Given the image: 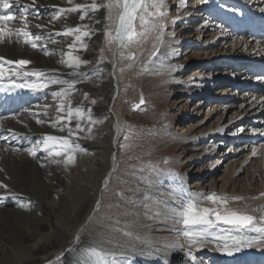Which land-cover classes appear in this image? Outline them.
<instances>
[{
  "label": "bare ground",
  "instance_id": "6f19581e",
  "mask_svg": "<svg viewBox=\"0 0 264 264\" xmlns=\"http://www.w3.org/2000/svg\"><path fill=\"white\" fill-rule=\"evenodd\" d=\"M11 2L14 5L12 10L17 17L24 5H30L29 13H40L41 19L29 16L30 30L34 33L49 30L54 33L63 30L66 24L72 27L89 26L90 37L83 38V43L87 45L86 50L80 49L73 53L82 60L89 61L78 69L86 73L88 78L79 77L83 82L75 85L77 90L70 98L73 108L82 105L85 112L90 108L92 118L97 122L90 124L86 116L81 119L82 126L87 130L84 134H88V128L91 131L88 137L77 136L76 142L82 150L75 153L73 163L68 165L51 163V158H46L47 153L44 151H38L37 158H33L23 149L31 147L32 143L45 134L67 135V130L60 133L47 124L38 125L34 119L27 117L24 109L32 108L35 111V106L38 104H54L50 92L59 90L61 86L52 85L45 92L35 94L28 90L7 93L0 88L1 102L12 109L11 114L6 117L16 114L18 119L23 121L18 123L16 119L9 118L4 121L3 130H0V168L4 170L0 172V182L8 185L11 192L17 194L5 196L0 200V264H50V262L68 264L71 261L77 264V249L82 246L87 247L96 241L109 239L127 249V256L131 259L129 264H180L189 262L186 258V253L189 251L198 258L197 264H264V246L241 247L232 255L217 251L216 243H209L200 249L188 248L186 244L183 248L166 250L163 248V245L173 244L177 239L183 244V238L178 237L174 231L182 229L183 225L172 222V213L169 209L182 210L184 202L189 197L199 196L201 199L197 206L200 208L220 207L203 199L207 195L228 197L225 207L238 214L253 216V223L261 229L256 231L249 226L248 229L242 230L243 235L258 238L264 232V223L260 221V217L264 216V170H262L264 143L258 147L253 146L254 143L251 147L250 144L253 139H257L256 134L264 135L262 134L264 128L230 132L232 126L228 124L233 117L228 123H221L226 111L233 107L226 105L227 107L216 110L220 107V103L232 99L226 89L219 93V97L222 98L220 103H217L218 105L211 103L205 119L194 126V128L205 126L219 115L214 126L211 123L205 132L194 134L187 129L184 131L185 128L181 125L188 113L189 100L183 106L182 98L172 101L176 93L182 95L187 92L188 99L193 100L194 94L196 95L194 100L197 102L194 107H199L208 98L210 89L221 82L218 77L222 75H217L219 74L217 72L210 76L202 74V71H195L194 76L182 77L185 64L190 60L203 61L206 64L205 68L211 66L214 69L218 64H230V67H234L243 63L264 61V43H250L232 33L233 28H239V23L247 16L248 11L264 9V0H208L203 4L200 0H195L194 6H198L197 9L201 6L204 15L189 11L183 13L184 3L181 0H165L164 10L168 13V19L164 21L165 29L161 37L164 43L157 45L159 50L155 57L152 56V44L155 43L156 31L149 32L147 39L140 41L139 44L134 43L128 48H121L116 39V29L122 7L111 9L103 7L109 2L115 4L116 0H73L74 4L96 3L101 7L95 13L89 10L88 16L83 21L79 19L81 13L76 12L70 14L67 20L61 17L53 23H49V14L58 8L70 6L68 0H36L35 5L32 4V0H20L19 5L15 0ZM2 11L0 9V12ZM187 17L204 18L202 24L204 29L200 28L197 38L204 36L206 29V34L209 33L207 37L210 39L204 43L200 41L196 43L204 50L197 53L194 51L195 54L184 56L186 58L182 61L180 59L183 54H178V51L184 41L191 40V37H182L184 31L182 28L186 26L184 19ZM195 18L190 20L193 21ZM214 20L218 23H220L218 20L222 21L230 31L222 32L221 29L225 27H222L221 23L211 30L210 27L214 26L209 22ZM8 23L11 27L18 24L19 19ZM37 23L44 24L45 28L43 30L35 28L34 25ZM180 27L181 29L178 30ZM136 29L142 30L139 21L136 22ZM106 32L110 33V37L105 35ZM54 38L62 41L48 45L49 50H55L54 56H45L41 51L13 42L0 44V57L12 61L26 59L32 62L27 65L29 69H58L63 74L62 78H72L67 75L71 69L57 62L61 50L69 51L68 42L72 38L63 36ZM213 40L221 41L220 44L215 45H219V48L210 52L204 47ZM189 49L190 46H186L187 53ZM130 53L135 55L134 60L122 58ZM150 60L153 63H150ZM160 65H163L164 70L158 73L156 69ZM240 73H226L223 76L226 79L239 76V80L246 82L247 75ZM182 85L187 90L177 91ZM259 85H263V82L259 81ZM84 93H88L87 98L84 97ZM253 96L257 97V101L252 100ZM262 96L264 94L246 93L241 100L236 96L237 98L231 101L233 103L240 100L241 104L238 108L243 111L239 115L240 118L247 113L250 120L261 122L264 121V106L258 100ZM141 97L143 104L140 103ZM150 105L151 110H142L144 107L150 108ZM132 106H135V109L130 111ZM245 118L246 116L243 119ZM139 122L147 125L148 128L159 127V135L147 141V145L159 148L158 153L163 157L171 155L172 166L163 167L146 161L139 164L145 159L142 154L138 156L133 153L134 147L131 142L126 148L130 151H126L122 156V139L125 137L126 127L131 123L132 126ZM75 123L76 121L73 120L69 126L74 128ZM25 124L27 127L24 126ZM131 126L129 130L133 131L135 128ZM240 128L245 130V125ZM8 129L18 134L16 139L12 138V132ZM209 133L211 139L216 141L209 147H204L203 153L197 155V158L209 152L215 154L217 147L222 148L226 142L235 143L240 135L243 136L244 141H248L250 144L248 147L251 149L247 146L240 150L229 148L226 156L234 159L228 163L226 175L222 180H215L208 188L196 189L188 183L191 165L185 164L194 158H187L182 162V156L187 151L183 146L186 143L206 140V135ZM4 136L8 139L5 140ZM12 147L20 148L21 151L13 153ZM254 147L257 151L255 156L252 155ZM245 151L250 154H245L242 161L235 159ZM123 157L124 161H122ZM247 163L251 165L245 167ZM41 164L44 166L41 167ZM214 166L213 170L217 169L218 172L220 162H215ZM141 169L143 171H140ZM173 189L178 190L176 196L170 194ZM0 195H5L4 190H0ZM146 196L151 199L145 200ZM181 196L183 198H180ZM235 197L242 199H233ZM21 203L26 204L27 207H19ZM219 227L232 229L230 225ZM123 232H129L131 236H124ZM230 234L240 233L232 229ZM77 237L79 241L76 240ZM146 244H151L152 247H147ZM220 246H223L222 242ZM69 248L73 251H65ZM57 256L61 258L58 260Z\"/></svg>",
  "mask_w": 264,
  "mask_h": 264
},
{
  "label": "snow or ice",
  "instance_id": "6c2138e0",
  "mask_svg": "<svg viewBox=\"0 0 264 264\" xmlns=\"http://www.w3.org/2000/svg\"><path fill=\"white\" fill-rule=\"evenodd\" d=\"M183 3V0H181ZM208 0H200V3H207ZM15 3L19 5L20 0H15ZM36 0H32V4L35 5ZM68 7L58 8L56 11L49 14V23L58 21L63 17L68 19L72 13L79 12L81 15L79 19L83 21L88 16L89 10L93 13L97 12L100 5L96 3L92 4H74L73 0H68ZM14 7L11 0H0V44L16 43L23 44L34 50L41 51L45 56H54L55 50H49V44L62 43L57 41L54 37L63 36L65 38L71 37L68 42V52L61 50L58 63L71 71L67 74L69 79L62 78V73L58 69H36L27 68V65L32 62L26 59H19L16 61L7 60L4 57H0V88L7 93H12L16 90H28L32 93H43L45 90L51 88L52 85L61 86L59 90H51L50 95L55 102L54 104H38L35 106V111L32 108L24 109V113L27 117L34 119L38 125L47 124L57 132L63 133L67 130V135H53L45 134L42 138L32 143L31 147L23 149L27 155L37 158L38 151H44L47 153L46 158H51L50 162L65 165L71 164L75 160V153L81 151L80 145L76 142L77 134L85 131V128L81 124V119L85 116L90 124H94L97 121L93 120L91 109H85L82 105L72 107L71 95L77 89L75 85L82 83L83 81L79 77H87L86 73L78 71L82 64H88L89 61L82 60L78 55H74V52H78L80 49L87 48V45L83 43L84 37H90V29L88 25H77L75 27L68 26L67 24L61 31H41L32 32L30 30L31 21L29 16L31 15L35 19H41L39 12L29 13L28 9L30 5H24L19 10V17L14 12L8 11ZM107 7L111 9L113 7L121 8L122 12L119 15V24L116 29V39H118L121 48H128L132 44H139L140 41L147 39L149 32L156 31L155 43L152 44V56L155 57L158 52L157 45L163 44L164 41L161 38L164 34L165 23L168 19V13L164 10L166 8L165 0H116L113 4L109 2ZM152 9V11H150ZM264 11V9H261ZM19 19V23L13 26H9V21H15ZM139 21L141 31H137L136 22ZM99 23V21H97ZM37 29H44L45 25L37 23L34 25ZM223 32L224 29H221ZM110 37V33H105ZM127 59H135L134 54H129ZM153 63V61H149ZM14 66V67H13ZM147 70V69H145ZM157 72L164 70L163 65H160ZM15 77V79H13ZM87 98L88 93L83 94ZM253 101H257V97H252ZM143 98L141 97L140 103L143 104ZM258 102L264 106V96L260 97ZM95 103V101H92ZM138 107V105L136 106ZM52 111H49V110ZM24 113H21L23 115ZM16 119L18 123H23L18 119V116L14 114L12 117L0 116V130H3L4 121L7 119ZM73 120L76 121L75 127H70ZM65 121L67 123H65ZM27 127V124L24 125ZM8 131L12 132L11 129ZM90 132L91 129L88 128ZM222 131V129H221ZM239 132H243V128L238 129ZM264 134V133H262ZM17 133L12 132V138L16 139ZM5 140L7 136L3 137ZM129 137L125 136L127 140ZM264 147V145H262ZM8 150L7 148L5 149ZM13 153L20 152V148L12 147ZM252 155H257L256 148L252 150ZM62 157V159H56ZM167 163V161H165ZM44 165L41 164V167ZM4 170L0 168V172ZM140 171H143L141 169ZM107 184V181H105ZM0 190H4L5 195H0V200L5 196H15L14 192H11L8 185L0 182ZM178 190L173 189V196L177 195ZM180 198H183L182 196ZM151 199L145 197V200ZM200 197H189L182 206V210L176 208H170L172 213V222L182 224V229L174 230L178 237L183 238V244L177 239L173 244H165L163 248L170 249L175 247L183 248L184 244L188 248L200 249L209 243H216V250L232 255L234 251H239L241 247H261L264 246V232L258 238H249L243 235L242 230L248 229L249 226L253 230L261 231L253 223L254 217L251 215H242L225 207L229 198L223 196H217L215 194L207 195L203 199L207 200L213 205H219L220 207H198L197 203L200 201ZM233 199L240 200L241 197H235ZM99 203V202H98ZM159 203V201H157ZM19 207L26 208V204H19ZM255 211V209H254ZM159 213H157L158 215ZM151 218V217H150ZM260 221L264 223V216L260 217ZM220 225H230L232 229L239 232V235H231L232 229L219 227ZM116 231H121L116 229ZM124 236H131L129 232H123ZM79 241V237L76 238ZM222 242L223 246H220ZM147 247H152L151 244H146ZM159 250V249H158ZM67 252H72L73 249H65ZM78 259L77 264H128L127 249L123 248L117 242L109 239L107 241H96L87 247H80L77 249ZM63 253H61V256ZM61 256H57L59 260ZM186 258L189 264H197L198 258L192 254V252L186 253ZM51 264V262H50Z\"/></svg>",
  "mask_w": 264,
  "mask_h": 264
},
{
  "label": "rangeland",
  "instance_id": "374dc122",
  "mask_svg": "<svg viewBox=\"0 0 264 264\" xmlns=\"http://www.w3.org/2000/svg\"><path fill=\"white\" fill-rule=\"evenodd\" d=\"M183 3H184V8L182 9L183 13L189 11V13L195 12L194 14H200V13L203 12V8L201 6H199V9H197L198 6H194L195 0H183ZM193 6H194V8L192 9ZM172 11H174V10H172ZM202 15H204V13H202ZM192 18H195V17H192ZM192 18L191 17H187L186 19H184V23H185L186 26L184 28H182V30H184V31H182V37H184V36L186 38H190L191 37V40L184 41L182 48L178 51V54L179 53L183 54V56L181 55L182 57L180 56L181 57L180 60H182V61H184L186 57L191 56L192 54H195V53H197L199 51L204 50V49H201L202 47L198 46L196 43H198L199 41L204 43L205 41H209V39H210L209 37H207L209 35V33L206 34V29H205L204 36H201L200 38H197V33L200 30V28L204 29V27H202V24L204 22L203 21L204 18L199 17V18H195V19H193V21H191L190 19H192ZM211 20H212V18H211ZM218 21L222 24V27H225L224 28L225 32L230 31V30L227 29L228 27L225 24H223L222 21H220V20H218ZM220 23H218L217 20L210 21L209 24L211 26H214L212 28L210 27V29L214 30L215 28H217L215 26L220 25ZM179 29H181V27L178 28V30ZM220 41L221 40H216V41L213 40L212 43L206 44V46L204 48L206 50H209L210 52L214 51V50L219 48V45H217V46H215V45H216V43L220 44L219 43ZM185 42H187V43H185ZM188 45L190 46V49L188 51V53L191 52L190 54H188L187 51H186V46H188ZM194 51H195V53H193ZM184 56H186V57H184ZM242 60H244V59H242ZM244 61L245 62H249V60H244ZM252 61H254V60H252ZM205 66H206V64L203 63V61L196 62L194 60H190L189 63L185 64V70L182 73V77L185 78L187 76H194L195 71L196 72L197 71H202V74H209L210 76L213 75V73L214 74L219 73L217 75L221 74L222 76L224 74H226V73H231V74L237 73V72L233 73L231 71V70H233L232 68H228L231 72L226 70V69H224L225 68L224 64H222V65L218 64L217 68H221V69H218V70H217V68L214 69L211 66L205 68ZM226 68H227V66H226ZM229 76H233V75L229 74ZM224 78H226V77H224ZM218 79H221V78H218ZM235 79H236V76H233L232 78L227 79V80L231 81V83H232ZM233 85L234 84H232L231 86H226L227 88L226 87H222V88L218 87L219 89L211 88L210 91H209L210 100H206V101L204 100L199 105V107H194L195 102H197V101L194 100L195 96H196L195 94H194L193 100H191L192 98L188 99L189 94L187 92L182 93V95L176 93L174 95V97H173L174 100L172 99V101H178L176 99L182 98V106H183L185 104V102L189 100L188 113L183 118L182 125H181L182 128H185L184 131H186V129H187V130H190V133H194L195 134V133H198V132H205V130L211 125V123H213L212 126H214V122L218 118L219 115L215 116V119L213 121H211V122H208L205 126H196L194 128V126L198 122H200V121L205 119L206 114L208 113V110H209L210 106L212 105L211 103H213L215 105H218L216 102H214V101L210 102V101H211V98L212 99L213 98H221V97H219V93L223 89H226V92L229 94V97L232 98V99H228V100H225V102L220 103V107L218 109L216 108V110H219L220 108L227 107L226 105H228V106L233 105V107L231 109H228L226 111L225 116H224V118L222 119V122H221V123H224V124L228 123L229 120L233 117L232 121L228 124V126H232L231 129L229 130L230 132L231 131H237L243 125H245V130L244 131H248L249 128H250L249 122L250 123L252 122V123H255V124L263 123L264 121L259 122L258 120H256V121L250 120L248 118V115H246L247 113L242 115L241 118H240L239 115L241 113H243V111L239 110L238 107L241 104L240 100L242 99V96H244L247 92L246 91H237V90H235V88H232ZM136 86L137 85H135V88H136ZM180 89H182V91L187 90V88H185V86H183V85H182V88L178 87L177 91L180 90ZM223 94H225V92ZM236 96L240 97L239 98L240 100H237L236 102L232 103L231 100L237 98ZM149 100H151V99L149 98ZM183 100H185V101H183ZM134 109H135V106H132V109H130V111L134 110ZM151 109H152V106L150 105V108L149 107H147V108L144 107V109H142V110H151ZM137 113H138V111L136 112V114ZM218 113H220V111ZM245 116H246V118L243 119ZM137 117H138V115H137ZM142 118H143V116H142ZM235 121H236V123H235ZM131 124H129V126H131ZM263 124H261V125H263ZM129 126L127 125L126 130H125V136H127L129 138L127 140H125L124 138L122 139V142H123V144H122V156L126 153V151H130V150L126 149V148L129 147V144L131 142V143H133V147H134V152L133 153H136L138 156H141V154H142V156L144 157L143 159H145L144 161L139 162V164L145 163V161H146L148 163L161 165L163 167L172 166V156L171 155H166L165 157H163V156H161L158 153V149L159 148H157V147H155L153 145H151V146L147 145V141H149V140H151L153 138H156L159 135V130H158L159 127H151V128L149 127L148 128L147 125L142 124L141 122H139L137 124L135 123V125L133 124L131 127H134L135 129L133 131H130L129 130L130 129ZM94 127H95V125H94ZM94 127H93V131L95 130ZM247 127H248V129H246ZM84 128H85V126H84ZM86 131L87 130L85 128V131L79 132L77 134V136L78 137H81V136L84 137L85 135L87 137L90 136L89 132H88V134H84ZM206 136H207L206 140H201L200 142H195V143H193V142L186 143V145L183 146L187 151L184 152V154L182 156V162H184L187 158H194V159H191L189 162H187L185 164H186V166L191 165V170H190V172H188V175H189L188 183H189L190 186L193 185L194 187H196V189L208 188L211 185L212 182H215V180L216 181L222 180V178L226 175L225 174L226 173L225 170L228 167V163L232 162L233 159H234L231 156L230 157L226 156L227 153H228V149L229 148H232V150H236V149L240 150L241 148H243L245 146L248 147L250 144H251V147H252V143H255L254 140L256 139V138L253 139V142H250V144H248V141H244L243 136L240 135L239 137H237L238 140H235L236 141L235 143L231 144V142H226L222 146V148L217 147V149L215 151V154H211L209 152V154H207L205 156L203 155L201 158H197L196 157L197 155L203 153L204 147H209L210 145L214 144L215 141H216L214 139H211V133L207 134ZM248 136H250V135H248ZM261 136H262L261 134H256L255 135V137H257L259 139H261ZM247 138H249V137H247ZM253 146H255V145L253 144ZM258 146H260V144H258ZM258 146H256V147H258ZM251 147H248V149H251ZM146 151H149V152H146ZM247 153L250 154L248 151H245V153H242V155L236 156L235 159L236 160L238 159V160L242 161V159L245 157V154H247ZM124 160H125V158L123 157L122 161H124ZM165 161H167V163H165ZM215 162H220V166H219V171L218 172H216L217 169L213 170L215 168V166H214ZM250 165L251 164L247 163L245 165V167H249ZM198 169H200V172L197 173ZM262 170H264L263 167H262ZM244 176H245V174H244ZM200 178H202V179H200ZM218 183H216V186H217ZM127 259H128V264H129L131 262V259H129L128 256H127ZM65 264H67V263H65ZM68 264H76V263L71 261Z\"/></svg>",
  "mask_w": 264,
  "mask_h": 264
}]
</instances>
